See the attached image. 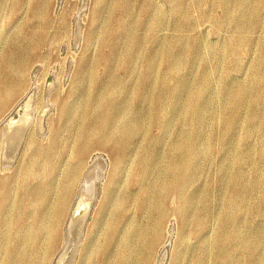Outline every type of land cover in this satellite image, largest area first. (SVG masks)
<instances>
[{
  "label": "rangeland",
  "instance_id": "374dc122",
  "mask_svg": "<svg viewBox=\"0 0 264 264\" xmlns=\"http://www.w3.org/2000/svg\"><path fill=\"white\" fill-rule=\"evenodd\" d=\"M0 5V78L19 83L0 114V144L6 119L17 120L32 97V121L13 165L4 164L0 145V221L9 225V235L0 236V264L55 260L60 249L50 250L46 227L61 213L63 237L87 168L96 163L83 236L125 207L126 218L157 237L143 249L148 264L164 252V264H264V0ZM205 79L211 86L203 92ZM192 101L206 120L188 109ZM224 114L234 115L232 124ZM42 115L43 131L30 135ZM165 182L178 188L162 193ZM144 186L151 195L143 199ZM85 236L73 264L86 245L102 240Z\"/></svg>",
  "mask_w": 264,
  "mask_h": 264
},
{
  "label": "bare ground",
  "instance_id": "6f19581e",
  "mask_svg": "<svg viewBox=\"0 0 264 264\" xmlns=\"http://www.w3.org/2000/svg\"><path fill=\"white\" fill-rule=\"evenodd\" d=\"M106 1V0H104ZM108 1V0H107ZM4 3V2H3ZM8 3V2H7ZM105 3V2H104ZM111 4V3H110ZM109 4V5H110ZM1 6V5H0ZM3 6V4H2ZM10 7V6H8ZM109 7V6H108ZM110 8V7H109ZM6 11V10H5ZM108 11V10H107ZM5 14V13H4ZM108 14V13H107ZM101 15V14H100ZM106 15V13H105ZM24 16V15H23ZM22 18V17H21ZM101 19V17H100ZM103 21V20H102ZM163 22V21H162ZM99 23V22H97ZM102 23V22H101ZM104 23V21H103ZM163 24V23H162ZM161 24V25H162ZM16 25V24H15ZM17 26V25H16ZM36 27V26H35ZM4 28V26H3ZM40 28V27H38ZM255 28V27H254ZM14 29V28H13ZM43 29V28H42ZM38 30V29H37ZM99 31V30H98ZM103 31V30H102ZM45 32V31H44ZM97 33V32H96ZM156 33V32H155ZM99 34V33H98ZM182 34V33H181ZM95 36L91 35L90 37ZM7 38V37H6ZM42 37H40L41 39ZM202 38V37H201ZM96 39V38H95ZM8 40V39H7ZM37 41V40H35ZM163 41V40H162ZM130 42V41H129ZM38 43V42H37ZM96 43V42H95ZM131 43V42H130ZM3 44V43H1ZM40 44V43H39ZM163 44V43H162ZM137 45V44H136ZM185 45V44H184ZM33 46V45H32ZM36 46V45H34ZM39 46V45H38ZM204 47V46H203ZM4 48V47H3ZM32 49V48H31ZM35 49V47L33 48ZM37 49V47H36ZM131 49V48H130ZM135 49V48H133ZM204 49V48H203ZM6 51V50H5ZM12 51V50H11ZM39 51V49H38ZM136 51V50H134ZM2 52V51H0ZM15 53V51H13ZM39 53V52H38ZM197 53V52H196ZM208 53V52H207ZM242 53V52H241ZM1 54V53H0ZM6 54V53H3ZM183 54V53H182ZM234 54H237L236 51H234ZM162 55V54H161ZM208 55V54H207ZM23 57V56H22ZM29 58V57H28ZM163 58V57H162ZM183 58V56H182ZM30 59V58H29ZM34 59V58H33ZM22 60V59H21ZM41 60V59H40ZM45 60V59H44ZM153 60V59H152ZM27 61V59H26ZM211 61V60H209ZM16 62V61H15ZM125 62V61H124ZM212 62V61H211ZM30 63V62H29ZM14 64V63H13ZM31 64V63H30ZM2 68L8 69L10 64L7 61L2 62ZM17 66V65H16ZM27 66V65H26ZM33 66V65H32ZM35 66V65H34ZM183 66V65H182ZM185 66V65H184ZM35 68V67H34ZM26 69V68H25ZM16 71V70H15ZM25 71V70H23ZM28 72V71H27ZM214 72V71H213ZM21 73V72H20ZM35 73V72H32ZM22 74V73H21ZM3 75V73L1 74ZM33 75V74H32ZM211 75V74H210ZM211 77V76H210ZM195 78V77H194ZM211 79V78H210ZM210 79H205L202 84V91L208 90L210 88ZM215 79V78H214ZM259 80V79H258ZM121 81V80H120ZM214 81V80H213ZM217 81V80H215ZM113 83V82H112ZM118 83H120L118 81ZM192 83V82H191ZM48 84V83H47ZM216 84V83H215ZM19 85L18 80L8 77H1L0 78V114H2L5 111V108L12 102L14 97L16 96L17 86ZM110 85H112L110 83ZM109 85V86H110ZM116 85V84H114ZM53 86V84L49 85L48 89H50ZM118 86V85H117ZM114 87V86H113ZM191 87V86H190ZM109 89L112 88L108 87ZM116 88V87H115ZM215 88V87H214ZM52 89V88H51ZM108 89V90H109ZM247 88L242 86L238 90L241 96H245L247 92ZM182 91V90H181ZM189 91V90H188ZM228 91V90H227ZM217 92V90H216ZM218 93V92H217ZM112 95V94H111ZM183 95V94H182ZM188 95V94H187ZM20 96V95H19ZM18 96V97H19ZM201 96V95H200ZM215 96V95H214ZM250 96V95H249ZM208 98V97H207ZM206 98V100H207ZM215 98V97H214ZM187 99V98H186ZM219 100V99H218ZM184 101V100H183ZM16 102V101H15ZM15 102L12 104L14 105ZM185 102V101H184ZM187 102V101H186ZM204 102V101H203ZM224 101H221L223 103ZM249 102V101H248ZM32 103V97H30L29 101L23 106L25 108V112L20 114L18 119L11 118L6 121L7 126V133L6 137L4 135V141L1 140V147L4 148L5 145V152H4V162L5 164H13L16 160L17 154L19 152V148L21 147L22 140L24 138L25 130L28 128L32 121V115L30 112V106ZM211 103V102H210ZM238 103V102H237ZM183 104V103H182ZM209 104V103H207ZM207 106V105H206ZM248 106V105H247ZM211 107V106H210ZM246 107V106H245ZM73 108V107H72ZM71 108V109H72ZM203 108V107H202ZM198 106L197 103L192 101L189 103L188 109L194 113H197L199 117H201L203 120H206V113L205 111ZM28 109V110H27ZM81 109V108H80ZM27 110V111H26ZM49 110V109H48ZM74 110V109H73ZM85 110V109H84ZM46 111V109H45ZM44 111V112H45ZM210 111V110H209ZM208 111V112H209ZM219 110H217L218 112ZM82 112V111H80ZM47 113V111L45 112ZM222 113V112H221ZM42 114V113H41ZM78 114L79 113L78 111ZM44 115V114H43ZM43 115L39 119L36 118V123L34 122V127L30 129V135L31 132L36 131L40 132L43 131ZM1 117V116H0ZM210 117V112H209ZM39 118V117H38ZM234 115H225L223 116V120L227 125H230L233 123ZM46 119V118H45ZM49 119V118H48ZM209 119V118H208ZM35 120V119H34ZM39 120V121H37ZM81 120V119H80ZM137 120V119H136ZM213 120V119H212ZM58 121V120H57ZM133 121V120H132ZM49 122V121H48ZM130 122V120H129ZM33 123V122H32ZM70 123V122H68ZM65 124V123H64ZM49 125V123L47 124ZM78 125V124H77ZM141 126V125H139ZM209 127V126H208ZM47 128V127H46ZM137 128V127H136ZM207 128V125L206 127ZM69 129V128H68ZM67 130V128H66ZM65 130V131H66ZM206 130V129H205ZM49 131V130H47ZM1 132V130H0ZM68 132V130H67ZM205 132V131H204ZM28 133V131H27ZM209 133V132H208ZM206 134V133H205ZM77 135V134H76ZM206 137V135H205ZM31 137L29 138V140ZM202 142V141H201ZM74 143V142H73ZM204 143V142H203ZM121 144H119L120 146ZM204 145V144H203ZM202 145V146H203ZM73 146V145H72ZM79 153L83 152V149L86 148V146L82 143L80 144ZM96 146V145H95ZM72 150V148H71ZM95 150V149H94ZM98 150V149H97ZM108 152V151H107ZM164 152V151H163ZM206 152V151H205ZM69 155V154H68ZM93 155V154H92ZM90 157V156H89ZM185 158V156H183ZM68 158V157H67ZM91 159V157L89 158ZM15 160V161H14ZM184 160V159H183ZM68 162V161H67ZM187 162V161H186ZM184 165V164H183ZM185 165H188L185 163ZM64 166V165H63ZM168 162L165 163L164 169L168 171ZM13 167V166H12ZM87 167V166H86ZM187 167V166H184ZM10 168V167H9ZM100 168V165L98 166V163L91 166L90 169L87 168L86 175L83 177L86 181L84 185L79 189L76 203L70 210V215L66 219V229H64V235L62 237V233L60 232V220L62 219L61 213H57L54 218V222L50 226V228L46 227V230H48L47 234L50 235V237L53 240V245L50 247V250H59L57 251L54 256V259H57L56 264H73L76 251L79 248L80 244L83 245L84 241L82 240L83 234H84V225L87 222L88 212L90 208V204L94 198V194L97 192V176H98V169ZM102 168V167H101ZM173 169V167H172ZM185 169V168H184ZM11 171V170H9ZM166 171V172H167ZM7 172V169H6ZM182 172V171H181ZM180 172V173H181ZM184 173V172H183ZM179 176V175H178ZM184 178V176H183ZM59 179V178H58ZM83 180V179H82ZM81 181V179H80ZM80 183V182H79ZM154 186V185H153ZM1 188V187H0ZM177 185L173 182L171 183H162L160 192L167 193L171 189H177ZM120 189V188H119ZM57 190V189H56ZM120 191V190H119ZM177 190L176 192H178ZM56 192V191H55ZM118 192V191H117ZM113 193V191H112ZM111 193V194H112ZM136 193V192H135ZM16 194V192H15ZM134 195V194H133ZM151 195V192L147 189V187L144 186V191L142 198H148ZM115 196V195H114ZM37 198V196H36ZM54 202V201H53ZM125 204V202H123ZM171 203V202H170ZM161 207L165 209L164 202L161 201ZM178 204V203H177ZM59 206V205H58ZM170 206V205H169ZM32 207H36L35 204L32 205ZM52 207V206H51ZM64 205L61 204V208H63ZM22 208H20V212H22ZM111 208V207H110ZM150 208V207H149ZM100 207L98 208L96 214L99 212ZM173 210V209H172ZM149 211V209H148ZM127 210L124 207V209H121L113 218V222L107 224V226L103 229H99L96 232H91V230L87 228L88 232L85 236V241L94 237H98V235L102 237V240L97 243L92 241L93 244H91L89 247L86 245L84 249L81 252V258L78 262L75 264H82V259L84 256L87 255V261L85 264H148L149 263V256L145 255L143 253V249H145L147 246L152 247L156 244L157 237L153 233H151L147 228H144L143 226L137 225L132 218H126ZM12 214V213H11ZM22 214V213H21ZM176 214V213H175ZM173 215V214H172ZM177 216V215H176ZM109 217V216H108ZM126 218V220H124ZM108 220V219H107ZM64 221V219H63ZM91 223V222H90ZM5 225V229L1 228L2 225ZM4 233L6 235H9V225L5 221V219L0 221V236H2ZM30 233L34 236H38L39 231L38 229L34 230L33 228L30 230ZM97 233V236H96ZM242 236V235H241ZM84 239V238H83ZM98 239V238H97ZM96 239V240H97ZM8 240V239H7ZM1 241V239H0ZM83 241V243H82ZM98 241V240H97ZM45 244V243H44ZM7 245V244H6ZM5 245V247H7ZM46 246V245H45ZM140 247L142 249L137 251V247ZM56 248V249H55ZM81 248V247H80ZM55 251V252H56ZM79 251V250H78ZM44 252V251H43ZM45 254V253H44ZM4 256V255H3ZM43 256V255H42ZM137 256V257H136ZM163 255L162 258L158 261V264L163 263ZM44 258V257H42ZM53 258L51 260V264H54ZM43 262V260H41ZM28 262L27 264H30ZM7 264H26L21 261H12L8 259ZM156 264V263H155Z\"/></svg>",
  "mask_w": 264,
  "mask_h": 264
},
{
  "label": "water",
  "instance_id": "95a60500",
  "mask_svg": "<svg viewBox=\"0 0 264 264\" xmlns=\"http://www.w3.org/2000/svg\"><path fill=\"white\" fill-rule=\"evenodd\" d=\"M14 118H15V117H14ZM8 119H9V118H8ZM8 119H6V121H7ZM6 121L4 122L5 124H6ZM4 164H5V162H4ZM5 165H7V166H11V165H13V164H9V165H8V164H5ZM163 256H164V257H163V260H162V261H163L162 264H164V260H165V257H166V252L163 253ZM56 262H57V259L54 261V264H56Z\"/></svg>",
  "mask_w": 264,
  "mask_h": 264
}]
</instances>
